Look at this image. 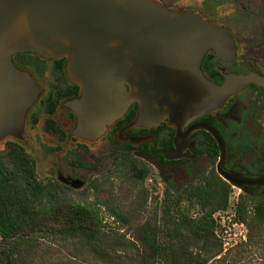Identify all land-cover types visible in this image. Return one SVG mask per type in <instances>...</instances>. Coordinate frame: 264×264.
Listing matches in <instances>:
<instances>
[{
    "label": "water",
    "instance_id": "obj_1",
    "mask_svg": "<svg viewBox=\"0 0 264 264\" xmlns=\"http://www.w3.org/2000/svg\"><path fill=\"white\" fill-rule=\"evenodd\" d=\"M207 50L214 62L231 58L234 40L199 14L173 11L156 0H0V136L22 124L39 89L11 62L12 54L30 52L65 57L67 75L81 91L68 104L77 118L76 134L99 136L135 101L138 124L167 119L176 128L175 147L164 154L180 157L185 122L221 106L249 83L264 88V77L255 73L227 74L221 84L206 79L200 63ZM197 127L218 144L222 179L241 190L250 186L246 183L264 182L223 171L220 134L206 123Z\"/></svg>",
    "mask_w": 264,
    "mask_h": 264
},
{
    "label": "flooded vegetation",
    "instance_id": "obj_2",
    "mask_svg": "<svg viewBox=\"0 0 264 264\" xmlns=\"http://www.w3.org/2000/svg\"><path fill=\"white\" fill-rule=\"evenodd\" d=\"M11 62L19 70L27 72L39 89L25 109L22 124L0 136V141H5L6 147L9 142L19 144L29 159L33 174L34 160L20 143L25 131L30 132L29 141H36L38 137L41 141L49 139L57 143L47 146V154L54 155L58 152L59 144L64 145V150L59 151L60 165L63 170L79 172L78 176H66L71 185H82L83 177L96 175L102 163L106 162L110 168L115 157L124 159L127 175L137 183L146 184L149 176H154L164 185L207 183L211 174L219 176L216 170L219 150L210 132L200 127L194 128L198 123H206L214 127L224 141L226 154L221 162L223 171L238 176L242 181L264 178L262 86L249 83L227 96L221 106L185 122L182 131H188L187 142L181 156L168 158L164 152L175 147L177 131L168 124L167 119L155 125L138 124V103L134 101L99 136H80L74 132L77 118L68 104L79 98L81 91L80 86L67 75L65 57L45 58L37 53L16 52L12 54ZM209 65L217 74L209 71ZM200 68L203 76L216 84H221L227 74L255 73L264 77V55L249 54L237 46L235 56L214 62L213 51L207 50ZM33 132L39 133L33 136ZM211 138L217 146L215 157L210 154ZM3 161L9 162L7 158ZM244 185H264V182Z\"/></svg>",
    "mask_w": 264,
    "mask_h": 264
},
{
    "label": "rangeland",
    "instance_id": "obj_3",
    "mask_svg": "<svg viewBox=\"0 0 264 264\" xmlns=\"http://www.w3.org/2000/svg\"><path fill=\"white\" fill-rule=\"evenodd\" d=\"M156 1L167 9L197 13L224 27L234 40L235 53L239 46L246 53L264 55V0ZM38 133L33 132V136ZM29 134L28 131L23 132L24 139L20 143L34 160L37 182L44 188H49L51 197L55 196L63 203L90 206L97 215L100 230L105 233L125 234L129 237L130 225L153 220L154 217L158 223L164 224L163 210L167 206L165 191H168L171 197V202L168 204L169 217L180 213L195 218L205 211H201L195 201L187 196L185 189L188 185H164L154 176H149L146 184L134 182L124 169V159L118 157L113 159L110 168L105 162L100 164V170L96 175L84 176L82 185H71L70 179L65 178L78 176L79 172L63 170L60 165V153L64 150V145L59 144L58 152L50 155L46 153L47 146L57 143L49 139L41 141L38 137L36 141H29L27 140ZM5 151L6 142L1 140L0 155ZM3 162L5 167L10 168L9 162ZM244 194L243 190L230 185V202L235 203L237 196ZM245 205L250 209L252 201L245 199ZM112 210L120 211L123 218L116 219L111 216ZM54 220L50 216H38L36 222L39 228H42L21 232L27 237V241L21 247L25 262L29 264H146L147 249L139 243L133 248L134 259L127 258L120 252L119 255L114 254L111 257L110 252L105 256H95L93 251L95 243L81 242L78 239L69 241L57 239V235L51 230ZM103 247L108 246L103 244ZM208 264H264V231L250 242H237L234 246L223 250Z\"/></svg>",
    "mask_w": 264,
    "mask_h": 264
},
{
    "label": "trees",
    "instance_id": "obj_4",
    "mask_svg": "<svg viewBox=\"0 0 264 264\" xmlns=\"http://www.w3.org/2000/svg\"><path fill=\"white\" fill-rule=\"evenodd\" d=\"M209 71L217 74L212 65H209ZM211 143L210 154L215 157L217 146L212 138ZM6 148L0 155V264H29L22 256L21 247L27 237L21 232L42 228L36 222L38 216L55 219L51 230L61 241L78 239L95 243V256L110 252L111 257L120 252L134 259L136 243L147 249L146 264H208L223 252L222 242L215 234L213 213L229 207L230 185L216 173L210 175L207 183L202 181L185 189L199 209L205 210L201 215L194 218L179 213L169 217L171 197L165 191L168 206L163 210L165 223H158L154 217L130 225V236L126 237L125 234L110 235L101 231L97 215L90 206L63 203L61 199L51 197L50 189L37 182L23 148L15 142H9ZM5 158L9 160L10 168L5 167ZM244 193L238 195L235 202L236 218L246 225L244 242H250L264 231V185H250ZM245 199L252 201L250 209L245 205ZM111 216L123 218L118 210H112Z\"/></svg>",
    "mask_w": 264,
    "mask_h": 264
},
{
    "label": "built area",
    "instance_id": "obj_5",
    "mask_svg": "<svg viewBox=\"0 0 264 264\" xmlns=\"http://www.w3.org/2000/svg\"><path fill=\"white\" fill-rule=\"evenodd\" d=\"M213 218L216 222L215 234L221 240L224 251L237 244V242L246 239V225L236 218L235 203L233 201L230 202L226 210L214 212Z\"/></svg>",
    "mask_w": 264,
    "mask_h": 264
}]
</instances>
